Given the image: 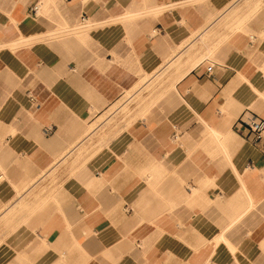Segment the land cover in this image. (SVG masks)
<instances>
[{"label": "crops", "instance_id": "0c3cea01", "mask_svg": "<svg viewBox=\"0 0 264 264\" xmlns=\"http://www.w3.org/2000/svg\"><path fill=\"white\" fill-rule=\"evenodd\" d=\"M242 113L264 119V0H0V264H264V137Z\"/></svg>", "mask_w": 264, "mask_h": 264}, {"label": "rangeland", "instance_id": "374dc122", "mask_svg": "<svg viewBox=\"0 0 264 264\" xmlns=\"http://www.w3.org/2000/svg\"><path fill=\"white\" fill-rule=\"evenodd\" d=\"M79 24V23H78ZM78 24H76L71 30L70 33L75 35L82 33L89 29V27H79ZM104 23H99L96 25H102ZM94 23H91V27L94 26ZM51 37H56L58 35H50ZM67 36V35H63ZM161 73V72H160ZM164 72L161 73V75L157 76L155 80H152L151 82H147L143 88L139 90L138 93H134L131 95V92H126L125 95L119 99H117L115 102L111 103L109 107L100 115H98L95 119H93L92 124L90 125L89 130V141L86 142V144L80 146L75 151L70 153V155L66 158H64L59 163L55 164L48 172L46 177L43 181V186H53L56 184L61 183L60 181L62 178H66V175H72L77 168H79L82 164V161H77L80 158H82V153L87 152V150L92 148L93 143L98 142V139L101 138L103 132L105 131V127L111 126L114 123H119L122 119H124L127 115H129L131 108L140 105L145 100L148 101L151 98H147V96H150L153 88L159 84V80L162 79V75ZM123 117V118H122ZM92 133V134H91ZM81 155V156H80ZM82 160V159H81ZM59 182V183H58Z\"/></svg>", "mask_w": 264, "mask_h": 264}, {"label": "built area", "instance_id": "2783aa9c", "mask_svg": "<svg viewBox=\"0 0 264 264\" xmlns=\"http://www.w3.org/2000/svg\"><path fill=\"white\" fill-rule=\"evenodd\" d=\"M33 12H36L37 6H33ZM85 17H82V21ZM212 66H207L209 72ZM234 129L244 135L251 143H257L264 137V119L252 114L242 113L234 123Z\"/></svg>", "mask_w": 264, "mask_h": 264}, {"label": "bare ground", "instance_id": "6f19581e", "mask_svg": "<svg viewBox=\"0 0 264 264\" xmlns=\"http://www.w3.org/2000/svg\"><path fill=\"white\" fill-rule=\"evenodd\" d=\"M233 4V3H232Z\"/></svg>", "mask_w": 264, "mask_h": 264}]
</instances>
